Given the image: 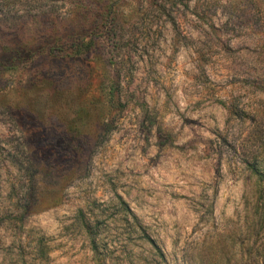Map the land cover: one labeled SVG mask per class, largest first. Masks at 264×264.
<instances>
[{
    "label": "rangeland",
    "instance_id": "1",
    "mask_svg": "<svg viewBox=\"0 0 264 264\" xmlns=\"http://www.w3.org/2000/svg\"><path fill=\"white\" fill-rule=\"evenodd\" d=\"M0 264H264V0H0Z\"/></svg>",
    "mask_w": 264,
    "mask_h": 264
}]
</instances>
